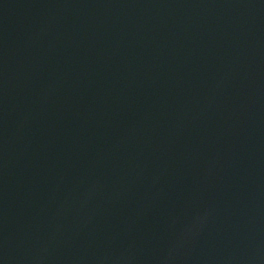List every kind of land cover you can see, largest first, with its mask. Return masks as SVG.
Here are the masks:
<instances>
[{
    "label": "water",
    "instance_id": "95a60500",
    "mask_svg": "<svg viewBox=\"0 0 264 264\" xmlns=\"http://www.w3.org/2000/svg\"><path fill=\"white\" fill-rule=\"evenodd\" d=\"M0 264H264V0H0Z\"/></svg>",
    "mask_w": 264,
    "mask_h": 264
}]
</instances>
